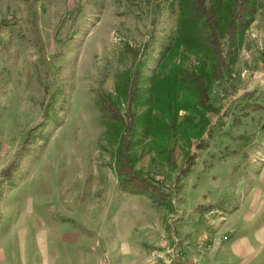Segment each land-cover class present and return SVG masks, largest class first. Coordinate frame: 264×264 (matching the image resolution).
Wrapping results in <instances>:
<instances>
[{"label": "rangeland", "instance_id": "rangeland-1", "mask_svg": "<svg viewBox=\"0 0 264 264\" xmlns=\"http://www.w3.org/2000/svg\"><path fill=\"white\" fill-rule=\"evenodd\" d=\"M184 1L0 0V246L10 264L112 262L102 214L120 196L124 127L104 115L103 99L122 116L131 105V168L169 195L160 204L146 196L169 204L167 262L179 242L172 219L183 214L172 201L181 185L208 184L223 197L228 184H245L240 201L250 184L263 193L264 112L250 106H264V0H255L231 73L207 80L208 110L184 76L210 77L215 59L184 20ZM217 2L223 31L228 0ZM141 212L133 207L128 220L135 236Z\"/></svg>", "mask_w": 264, "mask_h": 264}, {"label": "crops", "instance_id": "crops-1", "mask_svg": "<svg viewBox=\"0 0 264 264\" xmlns=\"http://www.w3.org/2000/svg\"><path fill=\"white\" fill-rule=\"evenodd\" d=\"M203 185H181L179 202L172 201L175 213L183 214H175L172 219L178 223L173 239L179 241L182 263L264 264V197L261 199L264 191L260 192L257 184H250L247 195L240 201L236 196L245 184H232V187L228 184L223 197H212V188ZM118 187L120 196L116 197L115 193L108 199L105 202L108 208L102 214L103 221L107 220L109 225L107 248L112 254L111 264H169L167 254L172 234L166 233L164 214V207L169 204L159 207L145 195L122 191L120 184ZM231 189L235 190L234 196ZM223 201L227 203L224 205ZM133 207L142 211L138 216L140 221L143 219L136 236L128 221ZM224 212L225 217H219ZM74 236L65 237L68 242H77L78 236ZM0 264H10L1 246Z\"/></svg>", "mask_w": 264, "mask_h": 264}, {"label": "trees", "instance_id": "trees-1", "mask_svg": "<svg viewBox=\"0 0 264 264\" xmlns=\"http://www.w3.org/2000/svg\"><path fill=\"white\" fill-rule=\"evenodd\" d=\"M184 2V20L195 27L199 41L204 43L206 50L215 59L210 77L205 78L195 73L184 76L185 80L194 88L199 98L200 106L208 110L210 109V95L207 80H217L231 73V67L238 56L240 36L249 27L255 14V0H228V4L225 8H222L226 12V27L223 31L221 29V23L223 22L221 8L217 0H185ZM223 39H227L226 49H224L225 46L222 44ZM134 89L132 97H134L133 95L137 91L136 85ZM100 107L107 118L120 122L124 127L118 149V154L124 162H121L116 168L120 177L119 183L122 190L134 195L141 194L148 196L155 203L160 204L162 201H165L169 195L164 193L160 186L151 184L131 168L130 153L134 147L137 126L136 117L132 112L131 105L124 116L121 115L120 111L115 110L107 99L102 100ZM250 108L252 111L264 112V106L260 104H252ZM208 148V144H202L199 150ZM195 159L196 156L194 155L187 161L183 169L184 177L190 173L192 167L195 165ZM172 161V158H170L169 163L172 164ZM14 167L15 165H12L5 171L6 178H11L12 171L15 170Z\"/></svg>", "mask_w": 264, "mask_h": 264}, {"label": "built area", "instance_id": "built-area-1", "mask_svg": "<svg viewBox=\"0 0 264 264\" xmlns=\"http://www.w3.org/2000/svg\"><path fill=\"white\" fill-rule=\"evenodd\" d=\"M182 259H183L182 251L179 246V243L177 242V244L174 246V248L171 251V260L169 264H183ZM101 264H111V263L104 261V263Z\"/></svg>", "mask_w": 264, "mask_h": 264}]
</instances>
